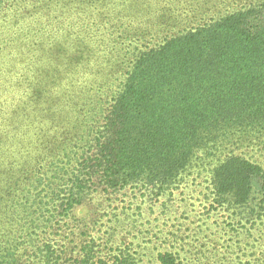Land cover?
<instances>
[{
    "label": "trees",
    "instance_id": "1",
    "mask_svg": "<svg viewBox=\"0 0 264 264\" xmlns=\"http://www.w3.org/2000/svg\"><path fill=\"white\" fill-rule=\"evenodd\" d=\"M0 264H264V0H0Z\"/></svg>",
    "mask_w": 264,
    "mask_h": 264
},
{
    "label": "rangeland",
    "instance_id": "2",
    "mask_svg": "<svg viewBox=\"0 0 264 264\" xmlns=\"http://www.w3.org/2000/svg\"><path fill=\"white\" fill-rule=\"evenodd\" d=\"M256 146V145H255ZM259 147H261V145L259 146ZM198 178H197V180L200 182L198 185L196 184V186H197V188H198V186L201 184V185H204L205 184V182H203V180H204V177H199V176H197ZM196 180V181H197ZM133 192L135 193L136 191H135V189L133 190ZM139 193L137 192V195H138ZM146 213H150L149 212V210H146ZM212 246V248L213 249H215V244H218V246H220V247H225L226 245H230V249L232 250V255L231 256H233V257H236L237 256V249H238V244H237V242H235V241H233V240H230L229 238H228V236H226V235H224L223 233H222V235H217V236H212V238H211V240H209L208 241V246H210V245ZM247 252L249 253V252H251V251H249V250H247ZM252 253V252H251ZM250 254V253H249ZM252 258H255V259H258V258H260L261 259V257L258 255V253H254L253 255H252Z\"/></svg>",
    "mask_w": 264,
    "mask_h": 264
}]
</instances>
